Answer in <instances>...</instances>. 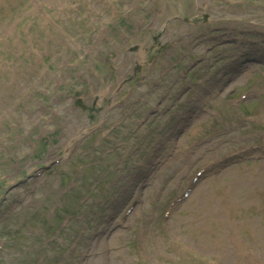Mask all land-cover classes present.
Listing matches in <instances>:
<instances>
[{
    "label": "rangeland",
    "instance_id": "1",
    "mask_svg": "<svg viewBox=\"0 0 264 264\" xmlns=\"http://www.w3.org/2000/svg\"><path fill=\"white\" fill-rule=\"evenodd\" d=\"M212 27L228 31L219 49ZM253 30L264 32V0H0V213L24 196L0 223V264H236L238 246L239 264H264V149L206 175L160 220L195 168L264 143L251 136L264 107L250 125L229 102L249 90L264 105V64L240 81L227 42L264 48ZM204 85L222 91L191 113ZM50 164L29 194L27 177Z\"/></svg>",
    "mask_w": 264,
    "mask_h": 264
}]
</instances>
